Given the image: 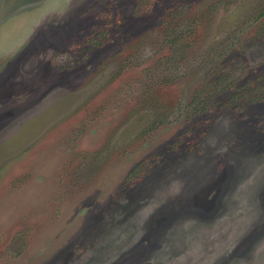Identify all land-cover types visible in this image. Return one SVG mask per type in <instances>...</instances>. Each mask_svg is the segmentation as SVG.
Returning a JSON list of instances; mask_svg holds the SVG:
<instances>
[{
  "label": "rangeland",
  "instance_id": "374dc122",
  "mask_svg": "<svg viewBox=\"0 0 264 264\" xmlns=\"http://www.w3.org/2000/svg\"><path fill=\"white\" fill-rule=\"evenodd\" d=\"M0 264H264V0H0Z\"/></svg>",
  "mask_w": 264,
  "mask_h": 264
},
{
  "label": "trees",
  "instance_id": "16d2710c",
  "mask_svg": "<svg viewBox=\"0 0 264 264\" xmlns=\"http://www.w3.org/2000/svg\"><path fill=\"white\" fill-rule=\"evenodd\" d=\"M262 98H259V96H255L254 98L251 99V102L254 103L256 101L261 100ZM209 106V105H208ZM207 108V107H206Z\"/></svg>",
  "mask_w": 264,
  "mask_h": 264
}]
</instances>
